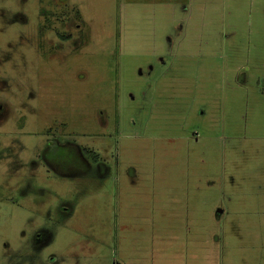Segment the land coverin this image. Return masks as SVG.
<instances>
[{
  "label": "rangeland",
  "instance_id": "1",
  "mask_svg": "<svg viewBox=\"0 0 264 264\" xmlns=\"http://www.w3.org/2000/svg\"><path fill=\"white\" fill-rule=\"evenodd\" d=\"M0 264H264V0H0Z\"/></svg>",
  "mask_w": 264,
  "mask_h": 264
}]
</instances>
